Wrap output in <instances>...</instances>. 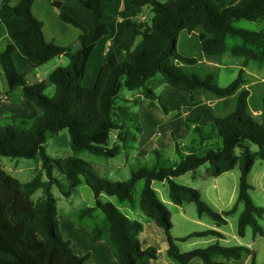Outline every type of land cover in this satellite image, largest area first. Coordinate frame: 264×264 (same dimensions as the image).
<instances>
[{
  "label": "trees",
  "instance_id": "1",
  "mask_svg": "<svg viewBox=\"0 0 264 264\" xmlns=\"http://www.w3.org/2000/svg\"><path fill=\"white\" fill-rule=\"evenodd\" d=\"M103 1L83 0L84 6L92 12L91 27L81 25L60 11L62 21L80 30L77 37L79 48L73 53L67 47L44 39L43 24L32 13L34 0H19L14 6L1 7L5 19H22V29L12 32L11 39L27 55L32 67H38L59 55L66 56L69 64L56 67L49 73L47 82L54 85L55 91L52 96H47L44 94L45 82L28 84L24 75L16 70L11 55L14 51L12 43L6 44L0 52V64L9 89L20 87L23 96L42 111L30 127L16 119H12L8 125L0 124V156L15 159L39 157L41 160L40 169L27 182H20L0 167V264H86L89 254L76 255L70 242L60 232L52 193L55 186L63 197L68 198L81 183L91 189L94 205L83 208L79 216L91 217L95 209L102 212L108 223L109 242L119 264H138L139 260L156 258L154 248L140 247L138 234L142 224L129 219L113 203L99 199V195L104 193L131 203L133 188L141 179L144 185L139 206L149 219L163 229L168 245L167 254L172 260L178 264H189L192 258L198 257L204 264H226L215 261L214 257L241 259L251 252L241 245L222 246L214 243L180 252L177 240L199 236L221 238L223 235L215 229H206L194 231L180 239L174 238L170 232V212L157 197L151 182L167 181L168 197L172 203H194L197 214L207 215L217 227L225 225L227 216L235 213L238 204H242L237 217V234L244 236L245 229L250 227L253 237L264 235L258 223V219L264 216V207L253 202L250 196L252 185L248 182V174L255 160L259 158L264 161V96L259 119L255 120L248 114L249 90L243 87L248 64H264V31H247L233 26V22L240 19L264 21V0H132L133 4L150 8V25L127 22V28L140 36L139 42L125 60L118 61L113 55L107 57L98 69L93 85L85 87L82 82L88 59L97 41L107 33V22L111 19L101 10ZM196 28L201 30L198 34L199 47L206 56L225 53L228 36L242 40V43L229 49L231 55L241 58L242 62L237 75L227 86H219L212 73L204 76L189 73L174 63L178 61L186 66L198 63L195 57L183 55L177 50L180 32L190 33ZM157 74L168 86L182 85L188 90L197 89L216 98L236 95L234 109L224 116L214 117L206 133L198 125L193 127L192 132L200 141L215 136L221 142L220 147L208 149L203 154L188 148L177 163L165 165L157 160L152 166L142 165L131 169L129 177L124 180H110L97 175L89 163L78 157L80 152L113 158L136 141V133L141 132L137 113L130 112L127 105H117L121 88L141 90L142 99L148 101L150 107L159 106L167 113L161 96L146 85ZM197 120V117L188 119L191 123ZM62 129L68 131L72 154L55 158L46 151L45 144L49 136ZM112 132L116 133V137L110 144ZM249 143L257 146L256 152L251 151ZM235 148L240 149L239 154L235 153ZM204 164L209 165L207 173L212 177L238 166L240 173L236 201L229 210L212 208L202 199L199 190L173 181L174 177L194 171ZM37 190H41V196L34 201L31 196ZM91 235L94 241L100 239L101 226L94 225Z\"/></svg>",
  "mask_w": 264,
  "mask_h": 264
},
{
  "label": "crops",
  "instance_id": "2",
  "mask_svg": "<svg viewBox=\"0 0 264 264\" xmlns=\"http://www.w3.org/2000/svg\"><path fill=\"white\" fill-rule=\"evenodd\" d=\"M18 2L19 0H0V52L4 50L6 44L12 43L14 45V51L12 52L11 55L16 70L24 75L25 80L28 84L45 82L47 87L48 84L47 79L49 73L52 70H54L56 67L66 65L67 57L64 55H59L38 67L31 66L27 55L23 52V50L20 48L18 43L11 39L12 32L22 29L23 27L22 19L19 17H12L10 19H5L1 12V7L3 5L14 6ZM101 10L105 15L110 16L111 19L107 22V33L97 41L88 59L87 67H86V75L82 82L83 86L85 87H91L93 85L97 71L100 68V66L105 62L107 57L113 55L118 61H121L124 57H126L128 53H130L135 48V46L139 42L140 36H136L131 29L127 28L126 26L127 22H136V23L142 22L147 25H150L147 23V20H149V13L151 12L150 8L146 5L133 4L132 0H104L101 3ZM60 11L68 14L69 16L74 18L78 23H80L85 27L92 26L93 23L92 12L84 6L83 0H34V3L32 5V13L43 24L42 32L44 39L47 42H52L56 45L67 47L73 53L79 48L77 37L80 33V30L77 27L62 21L59 17ZM200 31H201L200 28H196L190 33L186 31L180 32L177 42V50L179 49L180 39L181 40L184 39L185 43L188 45L194 44L200 50L199 38H198V34ZM203 56L205 60L206 57H209L204 54ZM211 56H215V55H211ZM174 63L179 65L180 67H183L185 70L186 68L190 69V67H193V65L186 66L178 61H174ZM216 67L219 69L220 63L216 64ZM211 68H208V71H210ZM246 72L247 71L245 68V77H246ZM207 73H211V72H203L201 76H204ZM162 80L163 79L159 81L162 82ZM179 87H182V85L177 86L175 88H179ZM243 87L248 89L247 84H244ZM164 89H166V87H164ZM186 90L188 92L189 107H190L189 110L191 112H180L181 108H178L177 113L171 115L170 111L172 109L171 107H173V103H171V107H170L169 105L170 103L167 100L166 94L163 92L161 94V100L168 110L167 113H163V114L158 111L157 106L150 107L148 101L142 99L141 90H138L139 92L136 94V97L134 98L123 97L121 99L123 104L117 103V105H127L129 107L130 112L137 113L138 122L141 126V132L136 133L137 134L136 144L135 145L133 144L134 146H132V144L130 143V147H127L125 150L121 152V154L124 153L125 160L117 163L115 167H110V170L108 172L109 175L114 173L116 170H120L123 167H127V166L130 167V165L133 164L132 161L137 159V157H141V158L147 157L150 153L156 150L157 140H158L156 139V136L159 134V129H160L159 127L162 126L163 128L166 127L170 129L169 135L171 136V142H172V136L177 135L176 134V131L178 129L177 125L185 126V128L189 130V133L191 132V130L193 131V127L195 125H198L202 127L203 132L206 133L210 128V126L212 125L214 117L224 116L227 113L231 112L235 107V102H236L235 94L225 98H216L209 93H205L197 89L191 91L186 88ZM249 97H250V91H249ZM136 101H138L139 107H134V105L137 104ZM227 101H229L230 105H226ZM260 109L261 106L257 111H252L251 114L259 119ZM41 114H42L41 109L35 106L30 100L26 99L23 96L20 87H16L12 90L9 89L5 73L0 64V121H10L11 119L22 120L24 118L33 119V118H37ZM196 117L198 118L196 123H191L188 121V119H194ZM176 123H181V124H176ZM147 130L149 132H152L151 135L145 134ZM113 133H114L113 138L115 140L116 133L115 132ZM192 134L194 138L197 139L198 136L193 132ZM198 140L200 141V139ZM210 140L203 141V143L204 142L206 143ZM214 144L216 148H218L220 147L221 142L220 140L214 141ZM128 150H129V154H127ZM263 165H264V161H263ZM98 166H102V165H98ZM39 169L35 170V173ZM93 169H97L95 165ZM262 173L264 174V171ZM216 177L218 176H215L213 178ZM43 179H45L44 176ZM117 180L120 179L117 178ZM251 180L252 178H251V170H250L248 174V182L250 183V185H251ZM154 182H156V180H153L151 182V186L156 191L159 200L161 202L166 201L167 204H170L171 201L169 197L168 200L163 198L162 201L160 199L158 195V188L154 185L155 184ZM78 186H81V184H79ZM53 187H52V193L57 205V198L54 195ZM214 188H215L214 196L217 197L218 199H222V195L221 192L219 191L217 184L216 185L214 184ZM234 189L231 195L228 197V201H230L234 196ZM237 190H238V185H237ZM73 191L68 198L64 197L66 203H68L69 206L70 204L72 205V201L70 199L73 196ZM81 194L84 196L82 190H81ZM132 196H133V191H132ZM61 197L63 196L61 195ZM99 199L103 202L111 201V203L113 202L114 204L113 198L108 197L104 193H101L99 195ZM92 203L93 204H86L85 207H90L94 205V196L92 197ZM187 203H191V202H184L180 205L175 204L174 206L176 207L174 208L176 209L177 213L182 215L184 218L190 220L189 217L186 216V208L188 207L187 205H184ZM115 206L129 219L137 220L142 224V230L138 234L140 247L142 249L152 247L156 251V258L148 259L145 261L139 260L138 264H178L177 262L172 260L167 254L168 245L163 229L158 225H156L151 219H149L143 213V211L139 206V200L137 198L133 197V201L131 203L128 201H121L120 203H117ZM85 207L78 206L76 210V215H77V218L75 219L76 222L72 220L69 221L68 219L61 221V219H64L65 216L60 215V213H58L57 210L59 229L63 235V238L65 240H68L69 237L70 240L68 241L70 242V246L76 255L83 256L86 253L89 254V257L86 260V264H119L117 254L109 242L108 223L104 221V223L101 226L102 236L100 239L94 241L91 235V229L93 226L87 225L86 222L82 221L84 217L81 218L79 216V212ZM211 207L213 208V206ZM95 210L93 211L91 217L85 216V218L94 217ZM237 210H238V206H237ZM237 210L233 214H236ZM204 216L207 215L199 216L198 214H196V221L192 219V221L194 220L196 224L204 225V229L193 230L192 232L202 231L206 229H215L220 233H222L223 236L221 238L215 236H199L195 238H202L201 241H194V242L192 241L190 243H184L190 238H188L187 240H177L176 245L180 252H186L197 248V247L195 248L192 247L193 244L196 243L198 244L199 242H200L199 244H202V247H198V248H204L214 243H218L222 246L227 245L225 244L227 241L226 239L227 235L226 232L224 231V226L226 224L217 227L211 219L210 220L212 221V223L204 219ZM170 220H171V213H170ZM62 222L66 224V231L68 233L67 236H65L63 234V231L61 230ZM246 229L244 236H239L237 234V229H236L235 235L239 237L236 244L249 248L251 251L249 254H244L239 260H234V259L225 260L222 256H215L214 260L218 262H225L226 264H246L249 261H251V264H253L254 256L252 254L253 251L251 250V247L255 244V241L258 238H261L264 235L256 236V237L252 236V241L247 242V240L240 239L242 237L245 238ZM172 236L176 239H180L181 237H184L186 235L177 236L173 234ZM232 237H234V235ZM181 244H183V246ZM189 264H204V263L200 258L195 257L190 260Z\"/></svg>",
  "mask_w": 264,
  "mask_h": 264
},
{
  "label": "rangeland",
  "instance_id": "3",
  "mask_svg": "<svg viewBox=\"0 0 264 264\" xmlns=\"http://www.w3.org/2000/svg\"><path fill=\"white\" fill-rule=\"evenodd\" d=\"M151 16L152 13L150 12L149 20H147L148 24H150L151 22L150 19ZM233 26L235 28H239L247 31H255V32L264 31L263 20L248 21V20L240 19L234 21ZM239 43H242V40L239 37L228 36L226 39V45H227L226 52L220 56L206 57V60L203 56V53L194 44L188 45L185 43L184 39L182 40L180 39L178 51L181 54L195 57L198 60V63L193 65V67H190V69L186 68V72L189 73L191 72L198 75H202L203 72H211L215 77L216 83L219 86L224 87L227 86L235 78L238 70L241 68V61H242L241 58L231 55L229 50L231 46ZM66 60H67L66 65L61 67H66L69 64L68 58H66ZM122 60H125V57ZM219 63H220V67L218 69L216 67V64ZM208 68H211V70L208 71ZM246 71H247L246 84L248 85V90L250 91V97L248 98V106H249L248 114L251 115L253 119L257 120L258 118L252 115L251 112L257 111L260 108L261 99L264 96V64L257 65L255 62H250L246 67ZM161 77L162 76L160 74H157L154 78L147 81L146 85L153 88L154 92L159 94L160 96L162 92L166 94L167 100L170 103V104L168 103L170 107H171V103H173V107H171L172 109L170 111L171 115L176 114L178 108H181L180 112H191L189 110L190 109L189 97L186 87L182 86L179 88H175L168 86L166 84L164 86L163 80L162 82L159 81L162 79ZM164 87H166V89H164ZM54 91H55L54 85L48 83L47 87L44 90V94L47 96H52L54 94ZM138 92H139L138 90L129 91L125 88H121L118 97L116 99V102L123 104V102L121 101L123 97L134 98L136 97V94ZM138 104H135L134 107H139ZM226 105H230L229 101L226 102ZM157 109L160 113L162 114L164 113L159 106H157ZM37 118H33V119L24 118L22 119V121L25 122L26 127H30L31 123ZM11 120L0 121V124L8 125L10 124ZM176 124H181V123H176ZM177 127H178L176 131L177 135L172 136V142H171V136L169 135L170 129L166 127L163 128L162 126L159 127L160 128L159 134L156 136L155 133L156 139H158L156 150L150 153L147 157L144 158L137 157V159L132 161L133 164H131L130 167L128 166L123 167L120 170H116L114 173L110 175L108 174L110 167H115L117 163L125 160L124 153L123 154L120 153V155L115 156L113 158H106L103 156L92 155L88 152L83 151L78 154V157L83 159L85 162L89 163L92 169L95 165L97 169H93V171H95L97 175L108 178L110 180H117V178H119L120 180H124L129 177L131 169H136L142 165L152 166L157 160H160L165 165H171L177 163L180 160V156L188 152L186 148L192 147L193 150L198 154L199 153L202 154L208 149L216 148L214 141H219V140L215 136H213L210 141L206 143L204 142L205 143L204 144L203 142H200L198 140L199 139L198 137L197 139L194 138L192 134V130L189 133V130L186 129L185 126L177 125ZM151 133L152 132H149L148 130L145 132L146 135L149 134L151 135ZM113 135H114L113 132L110 133V140H109L110 144H112L114 140ZM175 143L177 144V149ZM131 144L132 146H134L136 144V141L131 142ZM249 146L252 152H256L258 149L257 146L254 144L249 143ZM45 148L46 151L55 158H62L66 155H71L72 153L69 146V136L67 129H62L61 131L58 132V134L49 136L45 144ZM155 151L157 153H155ZM235 153L239 154L240 149L235 148ZM127 154H129V150L127 151ZM98 165H102V166H98ZM40 166H41V160L39 157L31 158V159H27V158L15 159L6 156H0V167L3 168L11 176L18 179L20 182L29 181L34 176L35 170L39 169ZM208 168L209 165L204 164L194 171L185 173L183 176L174 177V181L175 182L177 181V183L179 182V184L199 190L202 199L208 203L211 202L209 204L213 206V208L217 209L218 211H227L234 205L236 201L239 168L235 167L234 169H231L230 171L216 178H213L212 176L208 175L207 173ZM263 171H264L263 161L257 158L251 168L252 189L250 190V196L256 205L262 207H264V174L262 173ZM55 174L57 175L58 173L55 171ZM154 183H155L154 185L158 188V195L160 199L162 201L163 198L168 200L167 181H163V182L156 181ZM214 184L215 185L217 184L219 191L221 192L222 199H218L217 197L214 196L215 193ZM143 185H144L143 179L137 181L133 190L134 198H137L139 200L140 192ZM233 189H234V196L230 201H228V197L231 195ZM81 190L84 196L81 194ZM53 192L57 198L56 207L58 213H60V215L65 216L64 219H61V221L68 219L69 221L72 220L76 222L75 221V219L77 218L76 210L78 206L85 207L86 204H93L92 191L87 185L83 183H81V186H78L74 189L73 196L70 199L72 201V205L70 204V206L68 203H66L64 197H61V194L56 187H53ZM40 196H41V190H37L36 192L33 193L31 198L32 200L35 201ZM108 197L113 198L115 205L121 202L115 196H108ZM163 202H162L163 205L171 213L172 235L175 234L177 236H184L191 233L193 230L204 229V225L196 224L195 222L197 210L194 203L184 204L187 205L188 207L186 208V216L189 217L190 219L188 220L176 212V209L174 208L176 207L174 206L175 204L171 202L170 204H167L166 201ZM242 208H243L242 204L238 205L237 213L227 216V223L224 226V231L226 232L227 235L226 236L227 241L225 243L227 244L226 246L237 245L236 242L239 238L237 235H235L236 227H237V216L241 212ZM192 219H194L195 221L194 220L192 221ZM204 219L212 223L210 218H208L207 216H204ZM82 221L86 222L87 225L94 226L98 224L102 226V224L106 220L102 212L96 209L94 213V217L92 218L84 217ZM258 223L264 229V216L258 219ZM61 230L63 231V234L67 236L68 233L66 231V224L63 222L61 225ZM233 235L234 237H232ZM201 239L202 238L194 237V238H190L184 243H190L192 241L193 242L201 241ZM240 239L247 240V242L252 241V230L250 227L246 229L245 238L242 237ZM68 240H70L69 237ZM199 243L193 244L192 248L202 247V244ZM181 245L183 246V244ZM251 250L253 251L252 254L254 256L253 264H264V236L258 238L255 241V244L251 247ZM246 264H251V261H249Z\"/></svg>",
  "mask_w": 264,
  "mask_h": 264
}]
</instances>
